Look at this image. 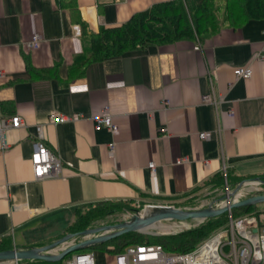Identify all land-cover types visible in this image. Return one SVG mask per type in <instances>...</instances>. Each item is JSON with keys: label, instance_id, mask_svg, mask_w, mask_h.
I'll return each mask as SVG.
<instances>
[{"label": "crops", "instance_id": "0c3cea01", "mask_svg": "<svg viewBox=\"0 0 264 264\" xmlns=\"http://www.w3.org/2000/svg\"><path fill=\"white\" fill-rule=\"evenodd\" d=\"M162 1L76 0L79 24L60 0H0V118L22 119L0 139V238L36 246L69 225L79 206L163 201L220 173L264 175V18L202 41L90 62L78 73L87 35ZM33 35L40 41L30 48ZM238 66H250V77L236 78ZM105 108L115 135L95 126ZM52 111L83 117L47 123ZM37 125L61 161L57 177H34Z\"/></svg>", "mask_w": 264, "mask_h": 264}, {"label": "trees", "instance_id": "16d2710c", "mask_svg": "<svg viewBox=\"0 0 264 264\" xmlns=\"http://www.w3.org/2000/svg\"><path fill=\"white\" fill-rule=\"evenodd\" d=\"M60 6L65 7L71 14L75 23H81L76 0L61 1ZM264 18V0H167L154 3L147 10L133 14L126 22L100 28L86 36L85 53L82 55L78 73L81 68L90 62L118 57L130 52H138L149 45L173 43L183 39L202 41L208 36L217 33L223 26L238 28L249 20ZM76 67H73L74 69ZM34 71V70H33ZM34 74V73H33ZM232 183L250 177H237L226 173ZM264 178V175H261ZM224 182L222 173L214 175L204 181L189 193L181 196L167 198L168 201H181L185 197L197 195L203 191L219 187ZM147 202V201H144ZM124 205L128 201H100L83 205L92 207L86 214L79 213L77 219L68 230L85 229L92 218L104 214L106 204ZM177 204V205H176ZM178 202H175L176 206ZM255 206H241L234 208V217L254 211ZM98 211H103L98 213ZM227 222L226 213L203 221L200 225L175 234L149 235L139 232H128L113 239L95 245L91 249L82 251L99 250L105 253L116 254L132 244H159L168 252H188L198 245L205 237ZM0 243V251L11 249L12 240ZM9 240V241H7ZM68 257V256H67ZM60 261L50 260H21L22 264H63Z\"/></svg>", "mask_w": 264, "mask_h": 264}, {"label": "built area", "instance_id": "2783aa9c", "mask_svg": "<svg viewBox=\"0 0 264 264\" xmlns=\"http://www.w3.org/2000/svg\"><path fill=\"white\" fill-rule=\"evenodd\" d=\"M74 29L79 34L77 25ZM39 41L40 37L33 35L27 46L36 47ZM233 73L236 78H248L252 70L250 66H238ZM204 100L211 101V98L204 96ZM82 117L77 113L65 115L52 111L47 117V123L78 121ZM21 124L22 119L17 114L9 118H0V139L4 141V133L7 129L18 128ZM95 126L105 127L113 135L118 132V127L113 123L107 108L95 118ZM42 129V125L36 126L39 140L34 144L31 154V164L36 179L57 177L62 168L60 159L41 141ZM210 135V132L199 133L201 138H209ZM109 148L112 153L114 143H110ZM187 161V158L177 160L178 163ZM148 166L153 172L154 163L150 162ZM262 184L264 178L246 179L234 191H229L224 200L210 207L216 208L252 195L264 194V190L260 191ZM58 252L53 250V253ZM114 255L115 264H264V211L254 210L237 217L229 216L223 226L213 231L188 252H168L159 244H132ZM63 264H96V262L92 251H76L64 259Z\"/></svg>", "mask_w": 264, "mask_h": 264}, {"label": "rangeland", "instance_id": "374dc122", "mask_svg": "<svg viewBox=\"0 0 264 264\" xmlns=\"http://www.w3.org/2000/svg\"><path fill=\"white\" fill-rule=\"evenodd\" d=\"M250 178H255V177H250ZM250 178H245V179L241 180L239 183L234 184V183L230 182V180L226 176V177H224L223 184L220 185L219 187L207 189L200 194L192 195L190 197H186V198L184 197L183 200H181V201H179V200L178 201H175V200H172V201L156 200V202H154L153 200L150 201V200L144 199V200H140L137 202L132 201L130 203H124V205H122L123 203H121V204L119 203L120 205L106 204L104 207H100L101 209H104V214H100V216L92 218L89 222V225L85 229L98 228V227H102V226L114 225L117 223L129 221L134 216H136V214H138L139 210H142L145 206H148V205H172V206L181 207V208L204 209L210 205L217 204V202H219L220 200L221 201L224 200L229 191H234L236 189V187H238L242 181H244L246 179H250ZM260 187H261L260 191H263L264 190V184L260 185ZM144 201H147V202H144ZM175 202H178L179 206H176L177 204L175 205ZM91 209H92V207H86V206L77 207L69 225H66L65 227H63L61 229V231L59 233L55 234L54 236L50 237L47 240L40 242L36 246H43V245H46V244H49V243L55 241L56 239H59L60 237H63L64 235L84 230V229L75 230V228L72 230H70V229L68 230V227L72 226V224H74V222H76L77 219L80 218V216H78L79 213H82L84 215L87 212H89V210H91ZM233 209L234 208L225 212L226 213V219H228L229 216L235 215V212L232 211ZM254 210H259V211L263 210L264 211V202L255 205ZM97 212L101 213L103 211L100 212L97 210ZM203 221H205V220L168 219V220H163L160 223H157L155 227L149 228V229L142 231V232H139V233L149 234V235L175 234V233H179V232L188 230L192 227H196V226L200 225ZM99 234H100V232H98L96 234L88 235V236H75V237L69 239L64 244L58 246L57 249L54 250V252H58L63 247L66 248L69 245H73V243L74 244L79 243L80 241H83V240H86L89 238H93L95 236H98ZM7 237L9 240H12V244H13L12 248L18 249V248L35 247V246H30V247L29 246H27V247L16 246L13 243L12 237L11 236H7ZM9 240H7V241H9ZM1 242H3V243L6 242V238L1 239L0 243ZM70 243H72V244H70ZM98 244H100V243H98ZM98 244L91 245V246L87 247V249H91L92 247H94L95 245H98ZM83 249H86V248H83ZM83 249H80V250H83ZM6 250H8V249H6ZM72 253H74V252H72ZM72 253H69L65 257H67V256L69 257ZM92 253L94 254L96 264H115V255L114 254L105 253V252L99 251V250H92ZM3 261L4 262L0 263V264H22L21 260H3ZM14 261H15V263H14Z\"/></svg>", "mask_w": 264, "mask_h": 264}, {"label": "water", "instance_id": "95a60500", "mask_svg": "<svg viewBox=\"0 0 264 264\" xmlns=\"http://www.w3.org/2000/svg\"><path fill=\"white\" fill-rule=\"evenodd\" d=\"M260 179V177H255ZM264 202V194L252 195L247 198L221 205L216 208L208 206L204 209L181 208L172 205H148L131 220L117 223L114 225L102 226L98 228H89L82 231L70 233L56 239L55 241L31 248H12L0 251V260H50L60 261L69 253L79 251L91 245L103 243L119 235L128 232H142L149 228L155 227L157 223L168 219H192L206 220L225 213L226 211L241 206H255ZM100 232L98 236L89 238L79 243L69 245L58 253H53L58 246L64 244L75 236H88Z\"/></svg>", "mask_w": 264, "mask_h": 264}, {"label": "bare ground", "instance_id": "6f19581e", "mask_svg": "<svg viewBox=\"0 0 264 264\" xmlns=\"http://www.w3.org/2000/svg\"><path fill=\"white\" fill-rule=\"evenodd\" d=\"M3 262H4V261H1V260H0V263H3ZM10 262H11V261H10ZM12 262H13V261H12ZM14 263H15V261H14Z\"/></svg>", "mask_w": 264, "mask_h": 264}]
</instances>
